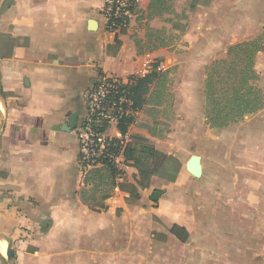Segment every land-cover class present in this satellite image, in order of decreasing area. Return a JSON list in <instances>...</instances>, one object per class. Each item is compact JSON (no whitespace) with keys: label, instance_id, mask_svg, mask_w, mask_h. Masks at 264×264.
<instances>
[{"label":"crops","instance_id":"1","mask_svg":"<svg viewBox=\"0 0 264 264\" xmlns=\"http://www.w3.org/2000/svg\"><path fill=\"white\" fill-rule=\"evenodd\" d=\"M175 1L188 7L185 30L177 32L174 50L163 54L165 68L157 71L173 68L175 117L184 120L179 110L189 118L200 113L199 129H204L207 68L224 58L228 47L262 35L254 69L264 97V0ZM102 2L5 0L0 10V233L12 241L15 264H188L189 259L198 264L202 251L193 247L189 257L190 236L182 243L170 233L174 225L191 230L192 212L181 204L185 196L173 190L192 177L183 155L173 158L166 152L175 174L169 179L165 172L153 173L137 200L127 203V195L117 190L106 200L83 201L88 187L79 142L75 129L66 132L64 126L73 114L79 125L85 93L100 75L140 78L155 70L150 69L152 55H139L133 42L143 38L145 25H137V18L144 13L143 23L154 20L146 18L150 0H142L127 30L113 33L105 29ZM167 23L175 32V21ZM141 109L131 115L129 139L148 138L136 127ZM262 111L264 104L255 113ZM179 134L176 130L168 137ZM107 135L122 137L114 123ZM200 164L203 174L201 157ZM122 171L120 181L134 184L136 170L126 166ZM154 189L164 192L158 205L143 207L144 201L153 205ZM2 247L0 264H7Z\"/></svg>","mask_w":264,"mask_h":264},{"label":"rangeland","instance_id":"2","mask_svg":"<svg viewBox=\"0 0 264 264\" xmlns=\"http://www.w3.org/2000/svg\"><path fill=\"white\" fill-rule=\"evenodd\" d=\"M163 1L165 4L160 9L162 12L160 18H153L154 20L146 23H143L144 13L137 18V25H145L142 29L144 31L142 41L146 40L147 29L164 28L167 35L175 36L183 26L185 22L183 17L187 18L185 11L188 7L181 8L179 1L175 0ZM175 10L181 13L176 14ZM169 20L175 21L178 25L175 32L168 30L171 27L167 23ZM171 50L174 49L170 46L152 52L146 51L142 55L148 52L154 55L153 58L150 56V69L153 70L155 67L156 70H163L165 68L163 54L172 52ZM172 83L163 90L158 105L147 104L141 107L136 127L144 130L148 138L136 134L129 139V143L158 151V154L148 160L149 167L161 163L166 152H172L170 156L173 158L174 155L178 157L183 155L184 162L191 156L202 158V177L193 179L187 176L173 188L174 191L184 194L181 204L192 212L188 216L191 230L186 231L188 238L190 236L189 240L187 238L189 257L191 251L196 248L202 251L198 264H264V112L247 116L227 128L216 129L212 126L211 106L207 105L204 96L202 121L206 128L199 129L200 113L197 115L191 113L189 118L186 117L188 113L179 110L185 115L184 120L182 117L180 119L175 117L172 111L175 96ZM178 92L181 95L187 94L183 89ZM197 96L200 102L199 90ZM181 107L183 108V104ZM109 127L107 124L106 130ZM176 130L181 131V134L175 138L168 137ZM126 166L134 168L132 162L126 163ZM123 174L121 171L119 178H122ZM138 175L137 172L133 176L134 184L120 181L119 178L117 180L121 189L117 188L114 193L118 190L126 194L127 203L136 200L130 196V192L137 191L140 194L142 191L136 186ZM86 192L90 195L88 190ZM142 204L136 205L145 208L158 205H150L145 201ZM189 261L188 264H192V260Z\"/></svg>","mask_w":264,"mask_h":264},{"label":"trees","instance_id":"3","mask_svg":"<svg viewBox=\"0 0 264 264\" xmlns=\"http://www.w3.org/2000/svg\"><path fill=\"white\" fill-rule=\"evenodd\" d=\"M163 0H150L146 8V18L152 19L161 16V7L164 6ZM157 10V11H156ZM141 19V18H140ZM185 20L186 17H183ZM175 28L176 24H173ZM146 40L133 38L136 51L139 55L152 52L160 48L172 46L178 36L166 34V30L147 29ZM185 25L181 26L180 32H184ZM147 41V43H145ZM263 43L262 36L253 40L243 41L227 48L226 55L222 59L213 61L205 72L204 96L207 105L211 106L212 126L216 129L227 128L230 124H236L249 114L259 111L264 104V97L257 85L259 77L254 69L255 58ZM148 52V53H149ZM155 69V67H154ZM173 69L157 71L156 69L149 74L137 79V83L130 89L133 99V109H140L147 104H159L163 96V90L170 86ZM169 77V78H168ZM153 86L149 94V88ZM148 95V97H146ZM132 122L131 118L122 119L117 124L121 136L127 133V128ZM118 141V140H114ZM158 154L154 148L138 147L128 143L123 150L125 165L132 162L133 167L138 172L136 186L139 190L149 188L150 177L153 173L165 172L167 178L175 174V168L164 155L163 161L153 167L148 166V160ZM117 171L114 164L107 159L99 162V166H94L84 173V186L88 187L90 195L86 190L82 191L83 201L95 202L97 199L106 200L114 191L120 188L117 183ZM162 190L154 189L149 200L157 204L163 195ZM134 199L139 198L137 191L130 192ZM98 195V196H97ZM170 233L180 242H186L188 233L185 229L174 225Z\"/></svg>","mask_w":264,"mask_h":264},{"label":"built area","instance_id":"4","mask_svg":"<svg viewBox=\"0 0 264 264\" xmlns=\"http://www.w3.org/2000/svg\"><path fill=\"white\" fill-rule=\"evenodd\" d=\"M142 0H103L101 14L105 29L122 32L129 28ZM137 76L127 79L100 75L86 91V111L75 128L79 146V164L83 173L107 159L117 171L126 167L123 150L129 143L125 134L120 139L107 135L106 125L116 126L122 119L131 118L134 112L130 89L137 83ZM118 140V141H114ZM120 175H117V180ZM121 180V178H119Z\"/></svg>","mask_w":264,"mask_h":264},{"label":"water","instance_id":"5","mask_svg":"<svg viewBox=\"0 0 264 264\" xmlns=\"http://www.w3.org/2000/svg\"><path fill=\"white\" fill-rule=\"evenodd\" d=\"M5 0H0V10L4 4ZM2 127L1 121V110H0V130ZM77 127V115L73 114L69 118L68 122L64 126L66 132H70ZM186 171L194 178H200L202 175V168L200 164V157L198 156H191L185 165ZM0 242L6 244V261L7 264H15V253L12 248V241L5 236L4 234L0 233Z\"/></svg>","mask_w":264,"mask_h":264},{"label":"bare ground","instance_id":"6","mask_svg":"<svg viewBox=\"0 0 264 264\" xmlns=\"http://www.w3.org/2000/svg\"><path fill=\"white\" fill-rule=\"evenodd\" d=\"M2 246H3L2 248L6 250V244L4 243Z\"/></svg>","mask_w":264,"mask_h":264}]
</instances>
